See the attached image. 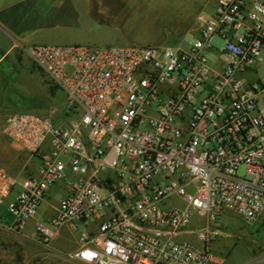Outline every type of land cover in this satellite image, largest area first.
<instances>
[{
    "label": "built area",
    "instance_id": "built-area-1",
    "mask_svg": "<svg viewBox=\"0 0 264 264\" xmlns=\"http://www.w3.org/2000/svg\"><path fill=\"white\" fill-rule=\"evenodd\" d=\"M216 1L183 47H23L65 96L61 123L4 118L37 163L26 177L0 166L11 230L33 220L49 245L67 226L79 247L66 258L86 264H222L210 250L217 214L264 218V0ZM56 182L66 191L44 221L37 209ZM171 196L184 205L166 206ZM194 214L205 216L197 242L175 239ZM94 219L95 233L79 229Z\"/></svg>",
    "mask_w": 264,
    "mask_h": 264
},
{
    "label": "crops",
    "instance_id": "crops-1",
    "mask_svg": "<svg viewBox=\"0 0 264 264\" xmlns=\"http://www.w3.org/2000/svg\"><path fill=\"white\" fill-rule=\"evenodd\" d=\"M217 9L216 0H0V66L5 60L16 61L19 55L18 51H23L28 55L23 49L24 46L47 44V41H55L69 36L66 32L68 27L84 25L87 32L86 45L89 42L93 44L88 45H103L110 42L145 45L148 42L140 43L144 40L141 38L140 27H145V25L160 20H169L175 25L182 26L185 25L186 21L183 34L192 33L195 32V21L213 16ZM188 19L192 20L188 21ZM163 43L164 41L154 45ZM30 75L33 79L34 77L38 78L39 74L32 70ZM39 81L41 82V80ZM7 84H5V89L7 86V90H11V92L15 90L16 81L12 85ZM41 85L45 87L47 83L42 81ZM2 87L0 73V93ZM44 91L46 98L49 97L48 102L46 106L35 108V110L43 116L45 111L46 113L52 111L54 113L53 121L61 123L63 115L59 108H55V105L59 104V94H56V91H52V89H45ZM1 110L0 104V150L2 146L18 145L3 132ZM8 140L10 143H8ZM30 160L33 159L29 157L22 166V169H25L26 172L15 175L23 177L34 175L37 163L32 164L34 161L30 163ZM1 162L3 161L0 158ZM56 186L58 187L56 188ZM55 190L63 194L66 191V186L61 183L54 185L40 202L37 216L44 221H48L54 213V206L57 203L52 204L49 195ZM12 221L13 216L7 211L5 205L0 206V228L3 231L0 234V243L6 244L5 246L8 248L10 247L8 243L18 240L39 247L42 250L39 252V260L45 261V263L48 261V264H62L67 261L70 264H86L77 259H69L64 256L63 251H66L65 254H67L79 247L77 233L72 232L67 226L60 227L57 235L49 245H43L35 232L33 220L26 221L20 232L10 229ZM203 223H205V216L194 214L189 227L178 232L175 239L196 243L195 230ZM29 225L31 231L27 235L24 230ZM82 228L90 233H95L97 231V220L94 219L82 224ZM67 233L72 235V239ZM67 244L69 249H65ZM8 257L12 258L9 252ZM6 258V252L1 249L0 264H6Z\"/></svg>",
    "mask_w": 264,
    "mask_h": 264
},
{
    "label": "rangeland",
    "instance_id": "rangeland-1",
    "mask_svg": "<svg viewBox=\"0 0 264 264\" xmlns=\"http://www.w3.org/2000/svg\"><path fill=\"white\" fill-rule=\"evenodd\" d=\"M191 20L192 19H188V21ZM195 24H197V21H195ZM185 25L178 26L169 22V20H160L155 23L145 25V27H140V33L142 35L141 38L144 39L140 43L148 42L145 45H154L164 41V43L160 45L183 47L188 41H192L196 38L195 32H187L186 34H183V32H185ZM85 30V26L82 24L75 27H68L66 28V32L69 36H66L65 38L62 37L55 41H47L46 43L86 44L87 42L85 39L87 38V32ZM212 42L216 46H220L222 43L217 37H214ZM88 44L93 43L89 42ZM108 44L119 46L126 45L127 43L116 44L110 42ZM18 52L19 55L16 61L11 62L5 60L0 66L3 86L0 93V104L2 109L1 124H3L5 116L11 112L23 110L40 114L35 110V108L46 106L49 97L48 99L46 98L45 89H52V91H56V94H59V104L55 105V108L60 109V107H62L65 96L64 91L57 87L49 76L38 68V66L27 54L23 53V51ZM32 70L38 72V78H31L30 71ZM39 80H41V82L45 81L47 85L44 87V85H41ZM14 81H16L14 91L11 92V90H7V86L5 89V84L8 83L7 85H12ZM44 116L54 119V113L52 111L48 113L45 111ZM8 143H10L9 140ZM29 157L33 159L30 160V163L31 161H34L32 164L36 163V160L26 151L22 150L18 145L10 144L7 147L2 146L0 150V158L3 162H1L0 165L13 174H24L26 171L25 169H22V166L24 162L29 159ZM243 173V169L240 168L239 174ZM58 183L59 182H56L55 185H58ZM57 187L58 186H56V188ZM61 195L62 193L58 190L53 191L49 195L50 202L52 204H56ZM165 202L166 206L169 207L174 205H184L181 199L176 196L168 197ZM37 217L39 218V216ZM216 222L218 224V228L221 230V234L210 244V250L213 255L223 259L222 264H264V218H261L253 223H248L241 219V217L237 214L225 211L217 214ZM78 227L81 229L82 225L80 224ZM30 231L31 227L29 225L24 230V233L29 235ZM1 232L3 231L0 228V234ZM67 234L70 236V239H72V235L69 233ZM5 245L2 242L0 243V250L4 249L7 255L5 260L6 264L49 263L48 261L45 263V261L43 262L39 260V252L42 250L30 243L20 242L17 240L8 243V245H10L9 248ZM68 247L69 245L67 244L65 249H69ZM45 248L44 250H46ZM8 252L12 255L11 259L8 257ZM65 252L66 251H63L64 256H66ZM62 264L70 263L65 261Z\"/></svg>",
    "mask_w": 264,
    "mask_h": 264
}]
</instances>
